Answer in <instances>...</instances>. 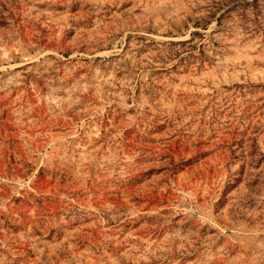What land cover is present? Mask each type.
<instances>
[{
  "label": "rangeland",
  "instance_id": "1",
  "mask_svg": "<svg viewBox=\"0 0 264 264\" xmlns=\"http://www.w3.org/2000/svg\"><path fill=\"white\" fill-rule=\"evenodd\" d=\"M0 264H264V0H0Z\"/></svg>",
  "mask_w": 264,
  "mask_h": 264
}]
</instances>
